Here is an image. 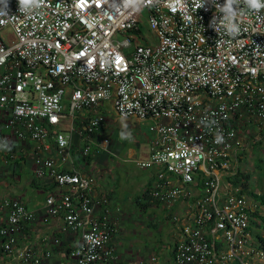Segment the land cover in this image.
<instances>
[{"label":"built area","instance_id":"2783aa9c","mask_svg":"<svg viewBox=\"0 0 264 264\" xmlns=\"http://www.w3.org/2000/svg\"><path fill=\"white\" fill-rule=\"evenodd\" d=\"M223 3L144 0L137 10L124 0H42L23 11L8 0V15L0 16V151L35 141V176L64 190L35 208L18 196L0 198V264L5 257L7 264L69 263L19 242L26 223L55 216L80 235L65 255L71 263L133 264L111 243L118 216L108 207L96 211L107 196L95 198V179L72 155L75 134L81 156L109 141L96 133L107 101L118 117L149 122L148 154L135 163L155 170L150 201L182 205L171 216L178 227L172 264L264 260L259 205L233 181L246 146L237 116L264 121V9L241 4L240 31L229 35L215 7ZM143 12L153 40L142 34ZM5 30L14 35L11 43ZM81 113L85 123L76 126ZM51 136L58 160L50 155ZM159 259L152 253L148 262Z\"/></svg>","mask_w":264,"mask_h":264},{"label":"crops","instance_id":"0c3cea01","mask_svg":"<svg viewBox=\"0 0 264 264\" xmlns=\"http://www.w3.org/2000/svg\"><path fill=\"white\" fill-rule=\"evenodd\" d=\"M154 37V36H153ZM152 37L151 40L154 38ZM150 40V39H149ZM104 109H105V115L106 119L103 123L104 125L101 126L100 130L97 131V135L99 136H106L114 134L115 138L111 139L109 138L108 142H105L104 140L101 141L100 147L108 146L111 150V153L113 155H116L119 157V159L122 160H130L134 161L135 159H143L148 154V148L150 146L151 137L152 134L148 130V121H139L136 118H120L116 115L112 108V104L107 101L104 103ZM86 114L81 113L77 115L74 118V124L76 126H81L85 123ZM254 116V115H253ZM253 116H251L248 112H243L241 116H237V120L239 123V127H247V129H250V124L252 120L254 119ZM142 124H145L146 129H142ZM114 125V126H113ZM262 126L259 125V128ZM136 129V131H135ZM240 131V129H239ZM124 132L126 134V137L124 141L119 140L118 135L120 136V133ZM137 133V135H133L130 137L131 133ZM130 133V135H127ZM243 136V135H242ZM74 148L72 150L73 159L75 162L76 167L83 173H86L88 175H91L95 179V185H94V191L93 195L98 200L102 199V196L106 195L108 198V201L106 204H101V206L97 207L96 211L98 214H101L103 212V209L105 207L109 208V200L112 197V190H107L105 186H103L101 183L97 182V179L88 171V168H85L88 166L93 159L96 158L97 154H100L98 148H94L92 152H89L87 156H81L79 155V152L77 151L80 145H82L81 140L78 138V135L75 134L74 136ZM129 138V143H126V140ZM245 138V137H244ZM49 144H51V153L50 155L53 156L56 160H58V157L54 151V143L55 140L53 136H51L49 139ZM251 139L249 140V143L246 144L243 152L247 149L248 146L251 143ZM254 143L257 142L256 138L253 140ZM35 141L29 140L28 142H17L16 144L7 146L4 150L0 151V168L4 170V165H7L9 161H14V169L19 167V172H12L10 174V177L14 181H17L15 186H10L8 181L5 179L0 181V198L9 196V193H12V196H18L28 207L35 208V207H41L42 203L44 202V199L47 195L50 193L59 192L64 189H60L59 187H56L54 182H52L48 178H42L37 177L34 174L33 168H34V157L33 153L31 151V148L35 145ZM136 145V146H135ZM99 152V153H98ZM243 152H241L240 159L243 156ZM94 154V155H91ZM239 159V160H240ZM148 172V180L142 184V186H145V188H149L154 184L156 181V174L154 169H144ZM239 170V168H238ZM3 174V171L0 173ZM41 188L45 190V195L43 197L36 196L35 194H32V188ZM141 197V195H138L137 197ZM137 200V198H136ZM144 203H148V201H143ZM156 204H159L156 202ZM182 205L177 204L174 205L176 208V211L174 213H181L182 212ZM184 206V205H183ZM148 207V206H146ZM161 208V206H159ZM116 209H119L118 206L115 207ZM164 210V209H163ZM173 214L170 215V217ZM260 214L258 213V216ZM172 220V217H171ZM262 220V218H261ZM260 220V221H261ZM259 221V227L260 225H264ZM177 225H175L172 221V227L169 229V233H171V236L175 237V241H173L170 245L168 242H164L163 249L159 250L160 252H157L155 254L159 255V261L160 264H172V258H173V248L175 245V242L178 238V231ZM263 228V227H261ZM21 235L19 236V242L20 243H30L34 245L35 247L42 249L50 250L53 255V262L57 263L59 260L65 259L69 263L67 264H73L71 263V260L68 259L65 255L66 252L74 247L78 242L80 235L77 232H71L69 230L63 229V219L60 216L50 217L47 218V220H42V217H39L35 221H31L26 223L22 230ZM117 235V234H116ZM112 239L111 243L114 245L116 251L118 252L121 259L130 260L133 264H149V257L151 255H138V254H132L131 257H128V255L125 256V254L121 253L117 250V246L115 244V238ZM58 241H55V240ZM166 249V251L164 250ZM9 257H5L3 259V264H7Z\"/></svg>","mask_w":264,"mask_h":264},{"label":"rangeland","instance_id":"374dc122","mask_svg":"<svg viewBox=\"0 0 264 264\" xmlns=\"http://www.w3.org/2000/svg\"><path fill=\"white\" fill-rule=\"evenodd\" d=\"M141 19L143 22L141 24L142 34L145 35L148 41L152 39L153 33L146 22L145 12H143ZM2 35L7 43L14 40V35L9 30H5ZM253 118L249 125L250 129L245 126L239 127L241 136L245 137V143H249L250 139L252 141L248 146V150L246 149L243 152L237 166L240 172L249 175L248 191L245 193L249 199L259 205L260 215L258 217L261 220V216L264 217V204L248 193L253 191L258 195H264V121L259 124L255 117ZM259 125L262 127L259 128ZM141 127L143 130L146 129L145 124H142ZM122 133L117 138L124 141L125 138H122ZM107 135L110 139L111 137L115 138L114 134ZM133 135H137V133L132 132L130 137ZM255 138L257 142L254 143ZM126 143H129V138ZM98 150L100 154H97L96 158L85 168H88V171L97 179V182L105 186L107 190H112L113 194L109 200V209L113 215L118 216V233L115 238L117 250L125 256L128 255V257L132 256L130 252L143 256L160 252L159 250L163 249L164 242H168L170 245L175 241V237L171 236L168 230L172 227L170 215L176 211V208L174 206L164 208L154 201H148L150 205H147L148 207L145 209L141 208V205L136 202V198H138V195L142 196L146 190L142 184L148 180V172L137 167L133 160L119 159L118 156L111 153L108 146L99 147ZM13 165L14 161L11 160L7 165H4V170L0 168V173L3 171V174H0V181L5 179L10 186H15L17 181H20H14L10 177L12 172H19V167L14 169ZM31 192L36 196L43 197L45 195V190L38 187L32 188ZM8 195L12 196V193ZM116 206L119 209H116ZM260 222L263 223L262 220ZM164 250L166 251V249Z\"/></svg>","mask_w":264,"mask_h":264},{"label":"clouds","instance_id":"9594fccd","mask_svg":"<svg viewBox=\"0 0 264 264\" xmlns=\"http://www.w3.org/2000/svg\"><path fill=\"white\" fill-rule=\"evenodd\" d=\"M20 10L27 11L30 7H40L42 0H18ZM144 3V0H124L125 7H133L139 9ZM241 4L246 6L247 9L257 13L264 9V0H224L223 5L216 4L215 7L223 14V19L220 21L223 24L229 35L238 34L240 31L239 25L235 22L242 14L243 9ZM200 6V5H198ZM9 5L8 0H0V16L8 15ZM216 18L214 17L211 24L214 25ZM3 23V21H0ZM122 138H126V134L122 133ZM127 135H130L128 133ZM223 136L219 131L216 134V142H222Z\"/></svg>","mask_w":264,"mask_h":264},{"label":"trees","instance_id":"16d2710c","mask_svg":"<svg viewBox=\"0 0 264 264\" xmlns=\"http://www.w3.org/2000/svg\"><path fill=\"white\" fill-rule=\"evenodd\" d=\"M248 178H249L248 174H244V173H242V172H240L238 170L237 174L234 176L233 181L234 182H241L242 185H243V189L246 192V191H248ZM248 193L250 195H252L255 199L260 200V202L262 204H264V195L263 194L258 195L257 193H254L253 191H249ZM140 199H143L145 201H149L150 202L149 188H146V190L144 191V194L141 197H138L137 200H136V202L141 205V208L145 209L146 206L148 205V203H145V202L143 203L142 200H140ZM255 214L258 215L257 213H255ZM261 218H262V221H263V224H264V217L261 216ZM260 226L264 228V225H260ZM260 248H262L263 251H264V239H262ZM231 264H240V263L235 261V262H232ZM257 264H264V260L261 261V262H258Z\"/></svg>","mask_w":264,"mask_h":264}]
</instances>
